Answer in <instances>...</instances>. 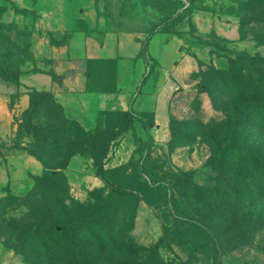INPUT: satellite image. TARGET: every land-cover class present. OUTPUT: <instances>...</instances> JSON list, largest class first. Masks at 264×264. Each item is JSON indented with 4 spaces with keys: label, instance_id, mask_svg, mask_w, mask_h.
I'll list each match as a JSON object with an SVG mask.
<instances>
[{
    "label": "rangeland",
    "instance_id": "rangeland-1",
    "mask_svg": "<svg viewBox=\"0 0 264 264\" xmlns=\"http://www.w3.org/2000/svg\"><path fill=\"white\" fill-rule=\"evenodd\" d=\"M79 5L86 9L85 1ZM91 9L102 28L143 47L154 32L171 33L149 48L157 62L146 56L117 73L116 62L79 60L74 74L61 76L84 87L129 85L132 98L137 74L144 80L134 93L143 92L149 113L105 107L91 126L69 118L52 94L68 88L52 72L66 63L49 60L43 48L33 51L30 34L2 20L8 8L0 0V79L9 81L14 108L11 132L0 138V264H44L46 247L58 257L72 242L82 258L87 230L98 228L128 236L120 264H264V193L255 202L217 198L205 224L188 227L181 238L172 228L163 242L155 207L138 200L144 189L138 178L106 201L122 167L147 178L135 163L147 152L158 173L196 169L201 184L220 174L208 169L212 163L230 169L249 157L254 172H237L238 186L264 182V0H94ZM138 116L153 125L124 141ZM228 171L220 174L221 187ZM91 204L97 214L86 218ZM170 213L173 226L177 216ZM202 242L209 247H198ZM217 243L225 252L216 262Z\"/></svg>",
    "mask_w": 264,
    "mask_h": 264
},
{
    "label": "crops",
    "instance_id": "crops-1",
    "mask_svg": "<svg viewBox=\"0 0 264 264\" xmlns=\"http://www.w3.org/2000/svg\"><path fill=\"white\" fill-rule=\"evenodd\" d=\"M82 1L86 2V9L79 5ZM6 3L8 11L3 13L2 20L15 24L17 29L26 30L31 36L33 51L37 52L43 48L48 52L49 60L66 63L53 65L52 72L58 76L57 81H63L68 88L66 91L60 88L52 89V94L70 118L91 126L98 110L105 107L148 110V101L143 92L134 93V90L139 89L143 83L142 77L137 74L132 85L130 84L132 98L127 89L129 85L125 87L118 84L114 92L91 91L85 89L80 79L74 82L69 77L61 76L66 72L74 74V71L70 70L71 66L74 67L72 62L79 60L85 62L92 59H113L116 62L117 73L129 62H143L137 56L141 47L138 39L133 38L132 42H128L124 33L105 30L98 25L97 13L91 9L94 7V0H6ZM165 34L168 33H156L151 37L148 52L154 41L164 38ZM150 55L155 57L151 53ZM123 87L126 88V93L119 94L124 90ZM10 92L12 90L8 82L0 79L1 139L7 138L6 133L11 132L12 127L14 108H10L9 105ZM27 95L23 93L20 95L18 105L22 103V108L27 105ZM135 128L137 132L142 130L137 122ZM129 140L128 136L124 137V141Z\"/></svg>",
    "mask_w": 264,
    "mask_h": 264
},
{
    "label": "trees",
    "instance_id": "trees-1",
    "mask_svg": "<svg viewBox=\"0 0 264 264\" xmlns=\"http://www.w3.org/2000/svg\"><path fill=\"white\" fill-rule=\"evenodd\" d=\"M17 29V28H16ZM18 31H24L17 29ZM156 33H171L168 30H162L157 31L151 34L145 43V50L147 55H142L141 52L144 51V47L141 43L140 50L138 52V57H141L144 62H146V56L148 58L155 60L157 62V59L150 55L148 52V42L151 39V37ZM88 61H94V62H105V61H112L113 59H92L87 60ZM146 64V63H145ZM2 78V77H1ZM4 81L9 82L8 79L2 78ZM142 77V81H143ZM264 87V80L260 84ZM86 90L91 91H106V92H114L117 90H111V89H105L101 86L98 88L93 87H85ZM122 112L131 111V109L127 110H120ZM131 113L134 114H146L149 113L148 110L143 111H136ZM98 115V114H97ZM70 118V117H69ZM72 119V118H71ZM264 121V116L262 117ZM75 120V119H73ZM132 123L129 126V130L126 133V136L130 139V134H136L137 130L135 128V123L137 122L139 126L142 128V130H147L150 128L153 123L146 124L143 119L138 116L137 118L133 119ZM134 136V135H133ZM137 152V148L134 151V153ZM142 162L137 159L135 161L136 166L142 167L143 175H146L147 178H142L140 175L136 174L137 171H135V174L129 175L125 171L124 167L120 170V184L113 186L112 190L114 193H112L107 199L111 200L113 198H116L119 193H115L116 191L121 192V190L125 187L131 186V179L132 177H136L139 179V184L143 186V196L139 198L138 200H145L150 205H153L156 209V212L158 216L163 221V234L160 237V242H163L167 239L170 230L173 228L174 231L177 232V235L181 238V235L183 233H186L188 227H197L198 224H205L203 220L206 219V217H212L214 216L215 209L213 208V204L215 202V199L217 198H224L226 196L228 197H235L240 198L244 196L246 200L249 201H258L261 199L262 194L264 193V182L261 184H257L256 186L250 187L249 182L246 181L238 186V182L240 180L239 172L242 171H248V172H254V168L251 164V158H244L242 162L234 163L233 166L229 169L227 166L223 167L219 161H216L212 163V165L208 169H214L217 167L220 171V174L222 171H228L227 176L225 177V180L221 178V181H225V186L221 187L219 184V178L220 174L216 175L215 178H212V180H208L204 184L197 179L199 176L198 170H191V171H182L180 169H177L175 171H164L162 173H158L154 170L152 162H151V156L149 152L146 153L145 156L142 157ZM264 164V160H263ZM259 171H264V165L261 167ZM207 176V175H205ZM141 180V181H140ZM199 181L200 183H198ZM218 182V183H216ZM249 186V187H248ZM239 189V190H238ZM219 191L220 194H219ZM148 194V195H147ZM193 196V200H190V196ZM191 201V203H190ZM195 203L194 208H191L190 205L192 203ZM237 203V202H236ZM93 204H91L90 207H88L89 211L87 214H85V217H91L93 214H97L96 211H91V207ZM215 207V206H214ZM219 209V208H217ZM216 209V210H217ZM174 211V213L177 216L176 223L178 227H173L171 225V211ZM214 210V211H213ZM234 212L230 211V214H233ZM113 232H107L106 230L102 231L99 228L98 229H88L86 234L85 242H83L82 245V252L83 254L82 258H78V254L80 253L79 246L75 245L73 242L70 243L68 246L64 247L63 250L58 254L56 250L52 249V246L46 247L44 251V264H120L122 262V257L120 255H123L124 249L126 248V241L128 240V236H122V237H114L112 236ZM68 234L74 238V236L78 235L75 232H72L71 230L68 231ZM176 235V236H177ZM198 247H209L208 244L205 242H202L198 245ZM33 251H37L38 248H32ZM214 250V258L216 262L218 261V256H221L225 251L223 248H221L220 244H214L213 247ZM29 253H33L29 251ZM139 260V258H138ZM219 264V263H218Z\"/></svg>",
    "mask_w": 264,
    "mask_h": 264
}]
</instances>
